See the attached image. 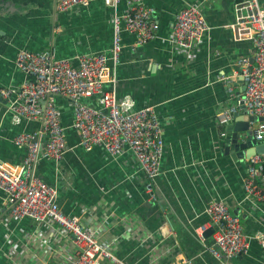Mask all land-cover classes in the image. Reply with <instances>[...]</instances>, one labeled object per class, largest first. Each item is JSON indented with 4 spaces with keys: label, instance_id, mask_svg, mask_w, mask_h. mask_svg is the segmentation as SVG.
Masks as SVG:
<instances>
[{
    "label": "crops",
    "instance_id": "0c3cea01",
    "mask_svg": "<svg viewBox=\"0 0 264 264\" xmlns=\"http://www.w3.org/2000/svg\"><path fill=\"white\" fill-rule=\"evenodd\" d=\"M246 1L146 0L157 11L158 37L140 43L135 35L122 34L121 62L105 90L130 97L136 109L154 107L159 116L164 155L155 180L156 202L148 200L146 176L133 153L113 160L100 146L85 151L72 126V102L56 98L67 128V151L59 164L41 160L36 175L57 189V205L66 215L94 228L101 243L126 264H220L209 252L213 236L196 234L207 224L206 210L214 200L240 216L251 241L249 254L233 264H264V250L255 239L264 233V205L245 199L249 159L225 155L221 143L227 127L217 120L233 104L228 84L234 94L243 93L236 63L243 57L253 61L254 42H236L228 28L236 21L237 5ZM259 2L264 6V0ZM189 4L201 6L210 30L192 50L174 49L172 26ZM56 5V0H0V89L25 81L16 66L20 50L53 49L57 58L72 61L85 54L110 57L115 16L128 11L125 0L117 11L104 0L65 13ZM86 103L96 105V100ZM39 126V121L15 125L0 97V161L21 165L27 151L13 140ZM70 242L54 225L14 218L0 191V264H66Z\"/></svg>",
    "mask_w": 264,
    "mask_h": 264
},
{
    "label": "built area",
    "instance_id": "2783aa9c",
    "mask_svg": "<svg viewBox=\"0 0 264 264\" xmlns=\"http://www.w3.org/2000/svg\"><path fill=\"white\" fill-rule=\"evenodd\" d=\"M93 1L56 0V6L60 13H65L87 7ZM125 1L127 13L115 16L110 57L103 53L85 54L72 61L57 58L53 49L44 52L20 50L16 66L24 73L25 81L18 87L0 89V97L7 101L15 125L40 122L37 131L22 132L13 140L15 146L25 147L27 151L21 165L0 161V191L5 194L14 218H28L38 225H54L70 237L71 253L66 264L126 263L101 243L94 228L84 226L79 217L66 215L57 205V189L36 175L41 160L59 164L67 151V128L62 124L57 97L72 102V126L80 134V145L85 151L92 152L100 146L113 160L131 151L146 176L148 200L157 201L155 180L161 174L164 155L159 116L154 107L136 109L130 97L119 98L115 92L105 90V85L112 81L115 67L121 62L122 34L128 32L140 43H148L158 37L160 30L157 11L148 6L146 0ZM121 2L104 0L105 5L115 11ZM236 13L235 23L228 28L236 42H254L253 61L243 57L236 63L246 90L236 95L228 84L233 104L220 111L217 120L226 128L234 116L242 112L263 119L252 122L250 132L256 141L264 143V6L259 0H247L237 5ZM209 30L201 6L189 4L176 15L170 43L174 49L192 50ZM91 99L96 100V105L86 103ZM243 184L246 201L264 205V155L248 160ZM206 214L209 220L196 234L204 239V234L214 229V242L209 252L220 264H233L234 260L249 254L251 241L245 235L241 218L233 215L224 201H212ZM255 239L264 250V233H258Z\"/></svg>",
    "mask_w": 264,
    "mask_h": 264
},
{
    "label": "water",
    "instance_id": "95a60500",
    "mask_svg": "<svg viewBox=\"0 0 264 264\" xmlns=\"http://www.w3.org/2000/svg\"><path fill=\"white\" fill-rule=\"evenodd\" d=\"M238 81L242 83L244 92L246 90L244 79L240 77ZM42 104H44V102H42ZM262 120L263 119L257 117H250L246 112L236 114L234 116V121L227 126V134L221 143L222 146L225 145V155L238 158L245 155L247 159L255 155H264V143L256 141L250 132L251 123ZM235 215L238 216L237 214ZM213 234L214 229H210L207 232L208 236H213Z\"/></svg>",
    "mask_w": 264,
    "mask_h": 264
}]
</instances>
